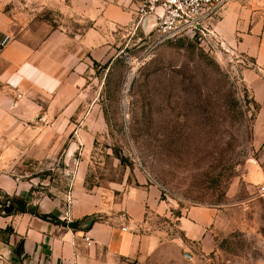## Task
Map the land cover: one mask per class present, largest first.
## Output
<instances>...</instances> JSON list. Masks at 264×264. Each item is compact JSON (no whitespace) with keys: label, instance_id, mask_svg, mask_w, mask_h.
<instances>
[{"label":"rangeland","instance_id":"374dc122","mask_svg":"<svg viewBox=\"0 0 264 264\" xmlns=\"http://www.w3.org/2000/svg\"><path fill=\"white\" fill-rule=\"evenodd\" d=\"M66 3L0 0V69L12 78L0 83V175L33 202L98 192L122 220L118 206L152 188L135 263L264 264V89L242 79L255 69L264 87V65L217 37L216 48L196 30L162 39L133 21L58 44V25L89 31ZM188 212L212 213L193 237L180 227ZM17 244L9 255L0 244V264H33Z\"/></svg>","mask_w":264,"mask_h":264},{"label":"crops","instance_id":"0c3cea01","mask_svg":"<svg viewBox=\"0 0 264 264\" xmlns=\"http://www.w3.org/2000/svg\"><path fill=\"white\" fill-rule=\"evenodd\" d=\"M131 1L67 0L65 12L72 15L75 21L89 23L85 27L89 31L83 36L73 37L65 31L61 32L60 28L64 27L58 25L56 30H51V38L58 44L73 43L76 39L81 40V44H90L92 38L100 37L101 30L121 27L132 21ZM243 2H229L210 23L221 47L252 57L260 67L264 65V0ZM152 22L153 18L149 17L141 28L151 29ZM0 38H6L1 27ZM257 78L261 77L255 69L242 71L243 81L254 91L256 88L264 89L257 84ZM11 79V75L1 68L0 83H12ZM5 87L3 84L0 89V99L6 98ZM5 105L6 102L0 101L2 119ZM4 121L0 120V139L5 135ZM0 189L9 195L24 197L28 203L37 205L42 213L53 214L65 222V225L54 224L30 213L0 215V232L8 226L12 228V233L0 238V244L6 247L3 255H9L13 248L11 246L21 242V255L27 256L33 264H139L135 263V259L139 256L140 242L144 237L137 228L142 221L144 208L153 205L150 199L155 202L152 188L150 192L146 189L136 192L142 196L134 199L129 196L118 206L125 214L128 213L126 220H122V214L109 210L98 192H86L81 186L74 187L68 199L63 196L34 202L28 199L29 187L7 175H0ZM197 216L198 213L188 212L186 218L179 219L186 235L195 236L212 220L211 212L201 219ZM69 222L75 226L69 227ZM85 236L89 239L86 240Z\"/></svg>","mask_w":264,"mask_h":264},{"label":"built area","instance_id":"2783aa9c","mask_svg":"<svg viewBox=\"0 0 264 264\" xmlns=\"http://www.w3.org/2000/svg\"><path fill=\"white\" fill-rule=\"evenodd\" d=\"M230 1L132 0V21L137 27H142L152 17L151 30L162 39L175 31L196 30L200 33L199 36L207 38L212 42L211 46L216 48L219 41L209 28L210 22ZM85 239L89 238L85 236Z\"/></svg>","mask_w":264,"mask_h":264},{"label":"trees","instance_id":"16d2710c","mask_svg":"<svg viewBox=\"0 0 264 264\" xmlns=\"http://www.w3.org/2000/svg\"><path fill=\"white\" fill-rule=\"evenodd\" d=\"M0 195L4 198V200H0V215L2 216H8L16 213H30L51 223L65 225L64 221L60 220L53 214L40 213L36 207L30 206L27 200L23 197L16 195L9 196L8 194L1 192ZM3 232L10 234L12 233V228L8 226L3 230ZM16 252L17 255H21L23 253V246L21 242L17 244Z\"/></svg>","mask_w":264,"mask_h":264},{"label":"water","instance_id":"95a60500","mask_svg":"<svg viewBox=\"0 0 264 264\" xmlns=\"http://www.w3.org/2000/svg\"><path fill=\"white\" fill-rule=\"evenodd\" d=\"M68 226H69V227H74L75 224H74L73 222H69V223H68Z\"/></svg>","mask_w":264,"mask_h":264}]
</instances>
